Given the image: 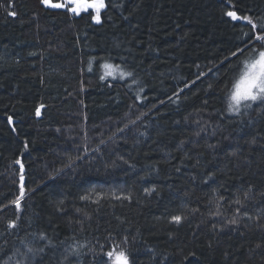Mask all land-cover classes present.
I'll use <instances>...</instances> for the list:
<instances>
[{
	"label": "trees",
	"instance_id": "obj_1",
	"mask_svg": "<svg viewBox=\"0 0 264 264\" xmlns=\"http://www.w3.org/2000/svg\"><path fill=\"white\" fill-rule=\"evenodd\" d=\"M65 1L0 0V264H264V0Z\"/></svg>",
	"mask_w": 264,
	"mask_h": 264
},
{
	"label": "rangeland",
	"instance_id": "obj_2",
	"mask_svg": "<svg viewBox=\"0 0 264 264\" xmlns=\"http://www.w3.org/2000/svg\"><path fill=\"white\" fill-rule=\"evenodd\" d=\"M104 1L66 0L64 7L53 6L48 2H45L44 5L51 10L63 9L71 18L75 19L88 13L99 15L104 9ZM96 24H98V20H96ZM248 64L235 86V105L238 108L245 101L251 100L255 104L264 97V55L258 52L249 60ZM121 79L124 80L122 77Z\"/></svg>",
	"mask_w": 264,
	"mask_h": 264
},
{
	"label": "water",
	"instance_id": "obj_3",
	"mask_svg": "<svg viewBox=\"0 0 264 264\" xmlns=\"http://www.w3.org/2000/svg\"><path fill=\"white\" fill-rule=\"evenodd\" d=\"M8 124H9L10 128L13 127V122L11 121V119L8 120ZM16 167H17L18 170L20 171L21 176H23V175H24V170H23V166H22V162H21V160H19V161L16 163ZM119 264H127V263L124 262V261H121Z\"/></svg>",
	"mask_w": 264,
	"mask_h": 264
}]
</instances>
